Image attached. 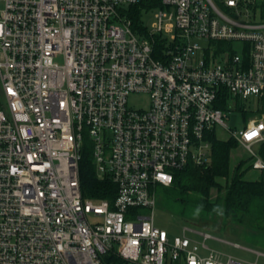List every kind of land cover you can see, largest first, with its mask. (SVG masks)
I'll list each match as a JSON object with an SVG mask.
<instances>
[{"label": "built area", "instance_id": "2783aa9c", "mask_svg": "<svg viewBox=\"0 0 264 264\" xmlns=\"http://www.w3.org/2000/svg\"><path fill=\"white\" fill-rule=\"evenodd\" d=\"M143 3L157 11L146 37L124 8ZM140 94L146 109L129 104ZM252 96L264 0H0V264H243L209 234L171 236L154 209L158 185L211 161L218 127L264 171V115L224 120ZM86 139L113 201L82 194Z\"/></svg>", "mask_w": 264, "mask_h": 264}, {"label": "trees", "instance_id": "16d2710c", "mask_svg": "<svg viewBox=\"0 0 264 264\" xmlns=\"http://www.w3.org/2000/svg\"><path fill=\"white\" fill-rule=\"evenodd\" d=\"M147 3L130 6L125 12L133 20L135 30H142L141 9ZM158 40V38H157ZM157 45H161L157 41ZM227 95L221 100V108L226 107ZM260 112L264 114V97L261 100ZM211 165L197 167L190 164L181 171L174 172L171 186L158 185L159 191L166 199L183 207H192L204 213L219 215L234 223L246 226L248 229L264 232V180L246 179L248 170L243 171L246 163L242 161L232 167L231 155L237 149L239 142L233 137L220 140L215 134L211 137ZM85 146L80 161L81 188L84 198L93 200L113 201L117 194V186L109 179H100L93 162L91 146ZM259 156L264 160V142L259 145ZM226 179L222 185L218 180ZM217 190L214 200H211L212 190Z\"/></svg>", "mask_w": 264, "mask_h": 264}, {"label": "rangeland", "instance_id": "374dc122", "mask_svg": "<svg viewBox=\"0 0 264 264\" xmlns=\"http://www.w3.org/2000/svg\"><path fill=\"white\" fill-rule=\"evenodd\" d=\"M220 7L227 11L222 6ZM124 8L128 10L130 6L127 5ZM156 12V10L141 9L142 17L140 27L142 30H137L138 34L146 37L147 30L150 33L154 31ZM148 99L146 94L134 95L130 97L129 104L134 108L146 109L149 106ZM260 102L261 100L254 96L248 99H235L233 107L226 110L227 117L224 118L228 128L242 130L247 126L250 119L263 116L260 112V108L262 107H260ZM217 138L220 140H228L231 137L227 130L218 127ZM87 143V145H90L89 141ZM253 149L258 152L259 146H255ZM242 161L246 162L243 166V171L248 170L246 179L264 180V171L260 172L252 169L248 152L239 145L232 152L231 165L234 167ZM211 163L209 161L206 166H210ZM218 181L222 185L226 183L225 178H221ZM155 193L157 196L156 207L154 209L155 224L159 228L167 230L171 236L181 235L184 228L209 234L216 238V240L207 239L206 245L222 253L224 260L232 258L243 264H253L256 261L259 264H264V232L248 229L246 226L232 221L228 222L219 215L207 214L192 207H183L180 204L166 199L159 191L156 190ZM216 195L217 190L213 189L211 200H214ZM139 212L146 213L147 210L139 209ZM191 236L200 243L204 241L202 236L193 234Z\"/></svg>", "mask_w": 264, "mask_h": 264}, {"label": "crops", "instance_id": "0c3cea01", "mask_svg": "<svg viewBox=\"0 0 264 264\" xmlns=\"http://www.w3.org/2000/svg\"><path fill=\"white\" fill-rule=\"evenodd\" d=\"M262 106V103H261V105H260V107ZM264 115V114H263ZM260 144H257L256 146H259ZM254 170V169H253ZM257 171H259V170H257ZM260 172H262V171H260ZM253 264H259L258 263V261H256L255 263H253Z\"/></svg>", "mask_w": 264, "mask_h": 264}]
</instances>
